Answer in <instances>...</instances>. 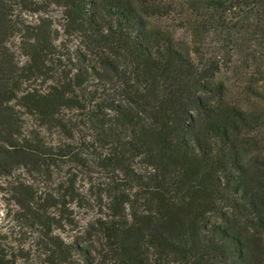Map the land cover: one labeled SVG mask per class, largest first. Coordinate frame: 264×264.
I'll return each instance as SVG.
<instances>
[{
    "label": "trees",
    "instance_id": "16d2710c",
    "mask_svg": "<svg viewBox=\"0 0 264 264\" xmlns=\"http://www.w3.org/2000/svg\"><path fill=\"white\" fill-rule=\"evenodd\" d=\"M46 1L79 49L0 0V177L42 264H264V0Z\"/></svg>",
    "mask_w": 264,
    "mask_h": 264
},
{
    "label": "rangeland",
    "instance_id": "374dc122",
    "mask_svg": "<svg viewBox=\"0 0 264 264\" xmlns=\"http://www.w3.org/2000/svg\"><path fill=\"white\" fill-rule=\"evenodd\" d=\"M46 1V0H45ZM43 0H15V15L22 20L25 24H37L40 20H45L47 23L51 24L53 30V35L56 38L55 43L61 45L62 53L68 54L74 50L80 48V44L75 37L67 36L65 30L67 27L66 21V11L60 5L51 1ZM169 25L175 24L173 21H168ZM182 37H184L181 34ZM15 46H18V39L14 41ZM19 60L21 62L25 61V57L17 51ZM28 126H32V119L27 118ZM35 127V126H33ZM37 129V128H36ZM38 130V129H37ZM261 133V134H260ZM43 135L49 143L56 142L57 135H49L43 131ZM256 137L259 136L258 145L254 150L255 154H261L264 156V130L255 134ZM23 173H21L22 175ZM36 177H39L38 175ZM23 179H29L28 176L22 175ZM57 179V178H56ZM14 181V178L0 177V235L2 238H9L10 244L15 248L14 255L16 261L14 264H42V261L38 259L37 255L39 249L35 246L34 239L38 236V230L34 228H23L21 224L16 220L14 216V211L17 210L14 202L11 200L12 196L9 192H12V187L10 184ZM29 181V180H28ZM36 184L39 185L36 190L43 192L45 190L44 183ZM77 187L81 189H89V184L83 178L79 176L77 178ZM75 207H73L74 209ZM74 218L79 222L80 228L84 231L88 225L89 220L93 218L94 213L87 215L86 213L74 209ZM82 231V232H83ZM54 235H60L68 241H73L74 238L79 234L77 230H73L72 227L67 228V233H63L56 227L53 228ZM256 238H264V236L257 235Z\"/></svg>",
    "mask_w": 264,
    "mask_h": 264
}]
</instances>
